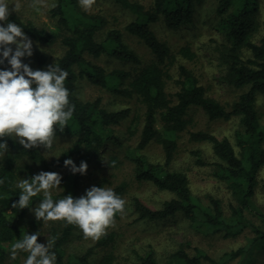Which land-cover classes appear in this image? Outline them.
Returning <instances> with one entry per match:
<instances>
[{
	"label": "trees",
	"instance_id": "16d2710c",
	"mask_svg": "<svg viewBox=\"0 0 264 264\" xmlns=\"http://www.w3.org/2000/svg\"><path fill=\"white\" fill-rule=\"evenodd\" d=\"M109 1L133 15L124 31L107 28L103 15L83 11L78 0H55L56 6L50 12L53 28L40 27L13 11L9 16L38 45L57 44L63 48L62 54L52 63L47 54L36 48L32 56L36 67H30L45 69L56 63L65 69L68 72L65 87L75 108L63 132L56 131V135L70 137L71 146L53 159L46 156L42 147L26 150L18 142L5 137L9 150L0 157V264H8L7 247L25 233L29 208L14 209L11 206L19 198L20 189L15 184L23 173L26 172V178L41 170L59 173L61 186L66 189L56 199L69 193L78 197L87 189L78 192L79 173L72 174L63 165L69 157L74 162L85 161L87 164L107 159L106 163L113 167L129 159L135 166L137 180L150 181L160 190L173 194L160 208H151L134 198L133 209L140 220L166 221L179 214L199 235L222 234L237 238L246 230L253 233L245 245L224 253L219 259L199 246L189 245L190 252L179 248L167 263H162L151 249L140 257L141 264H228L238 258L241 264H245L255 249L264 247V209L255 203L259 172L264 166V129L257 107L258 96L264 98V35L259 41L254 40L261 27V0H213V8L208 11L211 16L206 20L198 13L208 0H151L149 5L136 0ZM198 23L212 26L218 34L213 38L214 49L225 68L228 83L236 88H246L231 103L223 104L208 95L193 70L180 61L197 57L189 41L175 49L168 40L160 38L154 28L161 24L176 32L193 30ZM126 33L149 48L151 55L148 59L128 45ZM103 56L118 60L120 64L115 67L100 65L97 60ZM173 68L178 77L173 75ZM83 80L116 95L136 98L143 104L142 127L134 148H126L115 128L129 118L130 109H109L100 95L92 100L81 99L77 91ZM170 80H175L178 88L174 93L168 90ZM194 107L202 109L210 120L237 117L241 127L236 133L237 148L229 138L221 139L210 131L194 130L189 116ZM182 134H187L190 141L211 144L217 158L213 164L215 176L227 184L234 199L229 214L217 197L210 196L207 204L196 199L187 174L171 168ZM153 141L161 144L164 162H152L143 153ZM109 150L112 152L106 157ZM192 153L198 164H206L199 151ZM105 183L103 178L95 185L104 187ZM126 188L127 184L121 183L112 189L122 197ZM40 199L41 195L33 197L29 207H34ZM251 216L260 224H256ZM75 227L63 220L51 222L49 239L55 240L50 251L56 253V264H91L89 258L96 247H108L116 240L115 232H104L86 253L67 254L65 247ZM113 262L114 255L106 253L99 264Z\"/></svg>",
	"mask_w": 264,
	"mask_h": 264
},
{
	"label": "rangeland",
	"instance_id": "374dc122",
	"mask_svg": "<svg viewBox=\"0 0 264 264\" xmlns=\"http://www.w3.org/2000/svg\"><path fill=\"white\" fill-rule=\"evenodd\" d=\"M136 1L149 5L151 0ZM14 2L19 5L16 13L24 20H31L40 27H54L50 16L52 0H37L35 6H33V0H14ZM261 4V27L254 37L255 41H259L264 35V0H261ZM10 7H14V5ZM212 8L213 0H208L204 4L201 12L198 13L199 17H203L204 20L208 19L211 16V13H208V11L211 12L210 10ZM82 10L103 15L107 20V28L115 27L123 31L125 25L133 16L109 0H94L91 8L88 10L82 8ZM154 28L160 38L168 40L175 49H179L186 41L190 42L193 50L197 53V57L194 60L180 59V61L193 70L200 83L207 89L208 95L224 104L235 101L246 91V88H236L228 83L225 77V68L220 63L218 54L214 49L213 38L218 37V34L212 26L198 23L193 30H179L176 32L164 28L161 24L155 25ZM125 36L128 45L140 56L144 59L150 57L149 48L138 38L127 33ZM36 48H39L48 55L50 63L63 52V48L57 44L47 46L38 45L36 42H33V52ZM32 56L22 59L30 66L36 67ZM97 62L105 67H115L120 64L118 60L111 59L108 56L99 58ZM172 73L175 77H178L176 69L173 68ZM177 89L175 80H170L168 82L169 92L174 93ZM77 94L83 100H92L100 95L104 98V104L109 109L129 108L131 111L129 118L125 119L122 124L115 126V128L117 129V134L125 141L126 148L132 149L137 145L143 122L144 107L141 102L136 98L128 99L102 90L99 86L87 80L79 83ZM257 107L261 116L260 123L264 129V98L261 95L258 96ZM189 116L193 120L194 126L192 127L194 130L210 131L221 139L229 138L236 145V133L241 128L237 117L230 120H210L205 112L198 107L192 108ZM71 142L72 139L70 137L56 135L51 149L46 151V149L42 148L46 156L49 159H53L62 151L69 148ZM179 145L176 158L171 168L187 174L193 195L196 199L207 204L210 196L217 197L221 200L226 213L229 214L230 205L234 202V199L227 184L215 176V167L213 164L217 161V158L213 154L211 144L190 141L187 134H182L179 137ZM193 151H199L206 164H198L196 162V156L192 153ZM111 152L109 150L106 157ZM143 153L152 162H164V151L161 144L157 141H153ZM123 155L124 153H122ZM101 159L97 162L95 160L94 163L87 164L86 174L81 175L79 173L80 183L78 192L83 193L85 188L95 185L103 178L106 179L104 187L114 188L121 183H126L127 188L121 197L125 201L123 210L114 215L112 223L104 231L115 232L116 240L108 247H96L94 254L89 258L91 264H99L103 255L106 253H112L114 255L113 264H141L140 257L151 249L162 263H167L171 254L179 248H185L190 252L192 248L188 247L189 245L199 246L213 258L219 259L224 253L236 250L245 245L248 238L253 236L251 230H246L237 238H227L222 234L208 237L199 235L191 227L189 221L183 215L179 214L166 221L140 220L133 209L134 198H139L151 208H160L165 201L173 197V194L165 190H160L150 181L137 180L135 177V166L129 159H125L118 167L107 164V159ZM75 163L79 165L77 160H75ZM25 175L26 172L21 175V178H26ZM259 182L255 195V203L258 207L264 209V166H262L259 172ZM65 189L64 186L59 185L53 190L52 198L56 199ZM7 210L9 213L12 212V209ZM251 217H253L252 219L256 224H260L256 217ZM51 222L36 220L34 214L30 212L25 225V232L31 234L39 230L41 236L38 237L37 242L46 243L47 238L49 239L50 237ZM97 240L98 238L91 236L85 237L82 230L76 226L65 249L67 254H84L90 247L96 244ZM10 246L7 247L8 250ZM26 256L27 253L20 252L17 258L13 260L9 255L6 263L23 264ZM228 264L241 263L238 258L231 260ZM245 264H264V247L255 249L251 259Z\"/></svg>",
	"mask_w": 264,
	"mask_h": 264
},
{
	"label": "clouds",
	"instance_id": "9594fccd",
	"mask_svg": "<svg viewBox=\"0 0 264 264\" xmlns=\"http://www.w3.org/2000/svg\"><path fill=\"white\" fill-rule=\"evenodd\" d=\"M37 0H33V6ZM88 10L94 0H78ZM14 5V7H10ZM55 7V0H52ZM19 8L14 0H0V157L9 150L5 137L18 142L23 149L43 147L49 150L56 131L63 132L72 118L75 105L69 101L65 87L68 72L58 64L45 69H33L22 58L33 55V40L23 28L9 19ZM45 152V151H44ZM72 174L87 172V162L77 165L71 157L63 161ZM61 175L41 170L29 178H20L15 187L20 189L12 208H29L36 220H63L78 226L85 237L99 238L112 223L114 215L123 210L125 201L112 188L92 185L75 197L71 193L53 199V190L61 185ZM2 183V181H0ZM42 196L35 207H29L33 197ZM40 231L25 232L11 243L9 255L14 260L20 252L27 253L23 264H56V253L50 251L53 239L40 243Z\"/></svg>",
	"mask_w": 264,
	"mask_h": 264
}]
</instances>
